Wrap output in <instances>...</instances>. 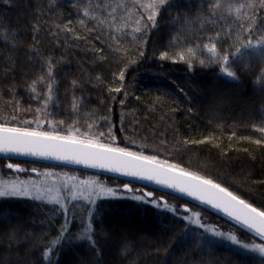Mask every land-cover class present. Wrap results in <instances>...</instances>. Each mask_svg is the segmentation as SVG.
Instances as JSON below:
<instances>
[{"label":"trees","instance_id":"trees-1","mask_svg":"<svg viewBox=\"0 0 264 264\" xmlns=\"http://www.w3.org/2000/svg\"><path fill=\"white\" fill-rule=\"evenodd\" d=\"M155 3L0 0V121H46L43 130L55 121L62 135L155 155L264 210V0H167L158 10ZM9 161L25 177L48 167L118 196L125 184L132 192L95 205L68 199L67 211L46 199L0 201L9 209L0 210V264H264L260 253L213 234L262 243L209 206L120 175L38 160L0 156L2 179L13 176ZM146 191L164 197L158 208L130 198ZM65 221L71 237L61 231ZM89 224L93 243L80 238Z\"/></svg>","mask_w":264,"mask_h":264},{"label":"snow or ice","instance_id":"snow-or-ice-1","mask_svg":"<svg viewBox=\"0 0 264 264\" xmlns=\"http://www.w3.org/2000/svg\"><path fill=\"white\" fill-rule=\"evenodd\" d=\"M166 3L167 0H156L152 7L158 10ZM214 12L215 10H209L207 14L208 16H213ZM158 14V11H156L148 17L152 21L153 27H155V19ZM237 15H239V9H237ZM208 51L216 54V45L212 44ZM220 60L221 58L217 55L216 63H219ZM224 64L227 65L226 62ZM49 72H51V67H49ZM223 72L233 79H238L237 74L229 71L227 67L223 69ZM123 79L124 74L121 73L120 80ZM116 91L119 92L120 88H117ZM44 122L46 121L26 122V126H10L15 123L14 120L0 121V153L30 155L72 162L91 168L105 169L126 176L155 181L157 184L178 189L182 193L223 210L238 223L253 230L261 238L262 243L253 245L241 244L235 236H225L223 232L210 230L213 231L215 236L226 238L241 249L249 252H258L261 256H264V210L260 207L253 206L252 203H248L245 199L229 191L228 188L222 187L220 183H216L212 179L203 178L183 169L178 170V165L169 164L167 160L161 161L155 155H143L126 147H119L114 141L102 142L99 138H94L93 136H84L82 138L76 134L62 135L61 131L57 129L55 121L52 122L51 130H43L42 124ZM31 123H35L36 126H28ZM109 135H111V131ZM7 168L23 171L19 165L12 163H8ZM33 171L36 170L33 169ZM85 184L87 185L84 189V192H87V196H84L85 199L90 197L127 199L129 198L127 193L132 192V188L128 184L124 185L126 194L120 196H118L115 189L105 188L98 182L86 181ZM84 192H81L80 195L83 196ZM0 198H4L0 201L8 198L49 199L50 202L59 204L67 211L66 206L60 199L58 189L56 194L53 195L52 189L36 187L24 182H13L6 186H0ZM130 198L157 208L159 207L158 201L164 200L162 196L155 198V193L152 191H146L139 196L132 195ZM90 203L95 205V199H91ZM0 210L5 214L9 212L7 207L0 208ZM185 210H188L187 206H185ZM196 223L200 224L199 219L196 220ZM200 227L204 228V225L200 224ZM61 231H68L70 237L72 235L67 221H65ZM80 238H86L90 243H93L91 224H89L85 235Z\"/></svg>","mask_w":264,"mask_h":264},{"label":"rangeland","instance_id":"rangeland-1","mask_svg":"<svg viewBox=\"0 0 264 264\" xmlns=\"http://www.w3.org/2000/svg\"><path fill=\"white\" fill-rule=\"evenodd\" d=\"M12 163L13 162H8ZM7 163V164H8ZM6 164V167H7ZM20 166V165H19ZM23 171H15L13 169H10L13 171L11 175L12 177L4 178L2 179L0 177V186H6L9 185L10 183L16 182H24L29 185H33L36 187H41L45 189H52L53 190V195L56 194V190H59V196L60 199L62 200L63 204L66 203V201L69 199H83V200H88L90 201L91 199H98L96 197H90L89 199H85L84 196H87V192H84V189L87 187L85 184L86 181H95L89 177L87 178H81L78 175H73V174H64L61 171H58L56 169H50V168H45V169H35V174L33 176H22L20 173L24 172L25 169L20 166ZM20 172V173H19ZM32 172L33 169H32ZM97 182V181H95ZM103 187L107 188L103 184H101ZM113 189V188H111ZM81 192H84V195H80ZM118 194V193H117ZM50 202L49 199H46Z\"/></svg>","mask_w":264,"mask_h":264},{"label":"water","instance_id":"water-1","mask_svg":"<svg viewBox=\"0 0 264 264\" xmlns=\"http://www.w3.org/2000/svg\"><path fill=\"white\" fill-rule=\"evenodd\" d=\"M0 156H4V157H8V158H20V159H28V160H38V161H45V162H49V163H55V164H61V165H67V166H72V167H78V168H85V169H89V170H94V171H100V172H104V173H111V174H115V175H120V176H123V177H126V178H129L131 180H135V181H138V182H141V183H144V184H148V185H151V186H155V187H158L162 190H165L169 193H172V194H175V195H178V196H181V197H184V198H187V199H190L192 201H195V202H198V203H201L203 205H206V206H209L215 210H217L218 212L222 213L223 215L229 217L230 219L236 221L235 219H233L232 217H230L229 215H227L223 210L221 209H217L215 207H213L212 205L210 204H207L193 196H189L188 194L186 193H182L180 192L178 189H174V188H170L166 185H161V184H157L155 181H150V180H147V179H142V178H138V177H131V176H126V175H123L121 173H116V172H112V171H109V170H105V169H99V168H91V167H87L85 165H81V164H76V163H72V162H65V161H57V160H54V159H45V158H40V157H35V156H30V155H19V154H13V153H0ZM237 222V221H236ZM241 224V223H240ZM243 225V224H242ZM253 231V230H252ZM254 232V231H253Z\"/></svg>","mask_w":264,"mask_h":264}]
</instances>
